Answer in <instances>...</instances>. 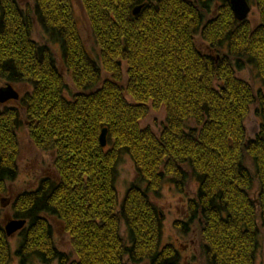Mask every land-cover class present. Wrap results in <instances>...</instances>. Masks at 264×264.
Segmentation results:
<instances>
[{"label":"trees","instance_id":"16d2710c","mask_svg":"<svg viewBox=\"0 0 264 264\" xmlns=\"http://www.w3.org/2000/svg\"><path fill=\"white\" fill-rule=\"evenodd\" d=\"M25 1L0 0V87L27 88L18 105H0V198L20 174L24 126L34 147L55 157L56 175L13 201L14 218L27 222L19 264H181L177 248L162 246L152 196L167 182L185 192L191 180L198 194L174 227L198 236L201 264H257L264 90L238 71L254 69L264 83V0H248L257 26L236 19L231 0H80L94 56L73 0ZM252 107L263 123L249 140ZM153 109L166 110L159 133L142 128ZM124 153L138 178L120 204L115 174ZM53 219L71 254L59 250ZM10 238L0 221V264H13Z\"/></svg>","mask_w":264,"mask_h":264},{"label":"rangeland","instance_id":"374dc122","mask_svg":"<svg viewBox=\"0 0 264 264\" xmlns=\"http://www.w3.org/2000/svg\"><path fill=\"white\" fill-rule=\"evenodd\" d=\"M24 4L25 0H20ZM251 2V1H250ZM73 5L75 8V15L77 16L78 24L81 26L82 37H84V42L89 52L94 56L96 55L97 47H95L94 38L91 33V28L88 24L87 17L83 11V7L80 0H73ZM252 12L249 14L248 19L253 26H257L260 22L259 12L257 8H254L250 3ZM35 39L39 42H42V38L38 34L34 35ZM199 49L202 53H208L209 50L205 43L198 40ZM225 52V51H224ZM216 53V52H215ZM61 68V66H60ZM64 75L66 71L61 68ZM238 76L244 80L246 83H251L258 90L262 88L264 90V83L259 79L257 72L254 69L246 68L245 70L238 71ZM67 77V75H66ZM69 85L71 81L67 77ZM14 90L21 96L27 91L26 86H15L12 85ZM17 100H12L7 102L8 105H18L16 104ZM256 107H252L249 117L245 122V127H247V135L249 140L255 139L262 130L263 119L262 116L256 111ZM166 116V110L161 109L159 111L152 110L148 117L143 120L142 128L149 127L157 133L160 132L161 126L164 123ZM20 137V160H19V169L20 174L14 183L9 185L8 196L1 197L0 200H4L2 208V217L1 223L6 227L8 222L16 220L11 212L13 201L16 196L27 192L28 190H36L40 180L42 178L53 177L55 178L56 172L53 166L54 158L52 154H45L39 151L34 147L30 137L28 136V130L26 127H22L19 130ZM248 166L252 169V165L248 162ZM253 170V169H252ZM116 183L115 187L118 190V197L120 204L124 201L126 193L131 187V185L137 180L138 175L136 171L135 164H133L130 156L128 154H123L121 160L117 164L116 170ZM189 188L185 192H177L174 185L170 182H167L162 189L160 196L153 195V201L156 206L159 207L163 216V234H162V246L172 244L177 248L181 255V264H201L200 258L198 255V236L191 234V236H184L182 233L174 227L175 222L177 221H186V212L189 205V200L194 199L198 194V183L194 180L189 182ZM145 189L146 186H143ZM257 184H255L254 192L252 197L254 198L257 193ZM53 229L55 241L58 245L59 250L62 252L71 254V242L69 235L64 229L62 221L53 219ZM260 248L257 253V264H264V230L260 233ZM22 240V235L20 230L11 236L10 242L12 245V253L14 255L13 264H19L18 259L15 257V254L20 246ZM194 257L198 261L194 260Z\"/></svg>","mask_w":264,"mask_h":264},{"label":"water","instance_id":"95a60500","mask_svg":"<svg viewBox=\"0 0 264 264\" xmlns=\"http://www.w3.org/2000/svg\"><path fill=\"white\" fill-rule=\"evenodd\" d=\"M140 7L134 11L135 15H138ZM231 9H233L236 19L241 22L246 21L247 17L252 11L248 0H231ZM20 95L14 90L11 86L3 87L0 89V103H7L12 100H19ZM107 130L102 131L101 135V144L103 147H106L107 144ZM27 225V222L24 220H13L8 222L6 228V233L9 236L14 235L19 230L23 229Z\"/></svg>","mask_w":264,"mask_h":264},{"label":"bare ground","instance_id":"6f19581e","mask_svg":"<svg viewBox=\"0 0 264 264\" xmlns=\"http://www.w3.org/2000/svg\"><path fill=\"white\" fill-rule=\"evenodd\" d=\"M8 86H11V85H8ZM4 87H7V86H4ZM3 88V87H0V89ZM8 103H0V105H6Z\"/></svg>","mask_w":264,"mask_h":264}]
</instances>
